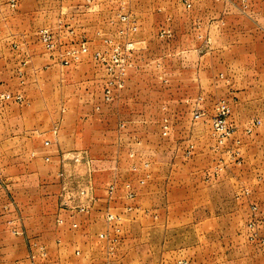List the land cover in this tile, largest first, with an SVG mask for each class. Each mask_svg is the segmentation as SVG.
I'll use <instances>...</instances> for the list:
<instances>
[{"label":"crops","instance_id":"obj_1","mask_svg":"<svg viewBox=\"0 0 264 264\" xmlns=\"http://www.w3.org/2000/svg\"><path fill=\"white\" fill-rule=\"evenodd\" d=\"M11 1L14 2V7H11ZM91 2L88 9L80 10V21L84 22L89 17L97 19L110 9L109 3L112 0ZM126 3L125 14L134 19L131 9L134 1L127 0ZM117 10L116 4L113 10L110 9L108 16L125 15L122 9ZM69 12H72L71 6L59 3V0H0V94H19L23 98L21 104L7 102L8 104L0 105V150L29 151L26 163L30 172L40 161L46 165L47 170L52 169L51 166L55 167L56 172L50 178L56 184V195V174L61 169L60 158L54 157L56 148L60 151L76 150L93 143L95 148L106 150L108 139L104 135L108 127L104 120H108V117L104 113L106 108L114 109L118 100L117 97L110 104H104L100 93L92 102L91 97L85 94L79 101L84 110L79 112L83 113L78 114L70 109L71 106L67 109L63 104L56 113L53 102L46 101L45 104L40 94L34 99L22 95L27 90L28 83L37 90L39 88L37 79L26 80L31 74L37 78V74L43 70L60 68L50 61L41 44L36 43L35 34L41 28L51 29L58 19L70 20V17H61L65 13L68 16ZM209 16L206 15V18H210ZM151 17L150 11L144 14L147 21ZM159 17L162 18V15ZM213 19L217 20L210 22L211 19H203L202 23L200 21L193 24L190 41L183 43L182 40V49L176 52L180 57L175 66V76L168 77L170 72L166 68L161 83L180 88L186 84L195 87L200 81V72H204L206 75L211 73L219 75V79L223 78L215 81L221 85L250 86L255 82L256 85H264V30L258 25L257 19L244 15H227L225 11ZM238 20L242 24H237L240 22ZM84 25L82 24L85 29ZM139 28L137 32L140 31ZM171 37L172 34L162 39L166 41ZM166 53L168 51L163 54ZM185 54L198 55V64L194 58L187 65L182 57ZM237 54L244 55L241 66L232 64L236 63L233 59H236ZM134 68L127 73L124 91L130 87L133 76L139 74L136 70H141V64H136ZM161 68L163 65L159 64V69ZM142 69L145 72L146 66H142ZM184 69H190L189 77L183 74ZM21 70L24 72L22 78L18 77ZM87 79L89 81L84 82L87 89L94 84L96 86L97 76ZM168 109V105L163 102L159 107L162 118L168 117ZM262 114L261 119L257 120L259 125L251 133H246V124L243 127L242 143L239 141L238 144L241 151L239 163L235 165L225 161L223 170L220 169L215 175L212 174L214 163L209 155L211 145L208 144L190 145L193 150L188 158L184 157V153L183 158L179 157L178 151L174 157L162 155L157 159H148L146 162L149 163L150 175L136 200L138 215L144 214H129L128 221H124L121 226V233L112 251L108 250L105 242L98 239L101 234L113 237L103 219L104 211L108 205L111 207L108 204L110 201L106 200V192H97L95 186L92 188L91 185V189L99 200L97 199L98 204L91 213L76 214L73 218L62 214L64 221L60 226L56 224L55 212L53 221L44 222L43 209L26 207L18 211L9 204L6 205L9 208L6 212L2 207L0 264H264V253L258 251L256 255L254 252L238 253L232 250L236 245L246 243L232 233L239 232L244 227L250 206L264 207V112ZM125 116L128 121L118 122L115 129L123 139L118 141L115 137V144L119 142L121 145L127 137L123 134L127 133L135 119L141 118L132 115L129 120L131 116ZM67 117L82 120L71 127L65 123ZM97 119L98 125L95 123ZM169 127L168 122L164 135ZM84 130L85 133L94 134L93 138L80 135V131ZM44 141H49L51 147L44 148ZM172 148L169 147L174 150ZM248 148H252L254 152H246ZM199 151H203L201 158ZM46 156L50 158L49 163L44 162ZM106 160V157L101 156L95 161L94 174L109 171L112 177L118 173V168L114 171L112 163ZM68 166L69 164L64 165V168L67 169ZM20 174L23 172L17 175ZM32 176L36 180L39 178L37 174ZM9 211L12 213L11 217L8 215ZM10 220H16L18 235L11 233L7 225ZM72 224H76L77 228L72 229ZM32 242L46 249L45 258L38 251L32 250L33 260H29L28 244ZM184 250L190 252V255L184 254ZM75 252L79 255H75Z\"/></svg>","mask_w":264,"mask_h":264},{"label":"rangeland","instance_id":"obj_2","mask_svg":"<svg viewBox=\"0 0 264 264\" xmlns=\"http://www.w3.org/2000/svg\"><path fill=\"white\" fill-rule=\"evenodd\" d=\"M83 1L82 3V0H59V3L71 6L72 12H69L68 16L65 13L61 17H70V20H65V22L75 32L74 36H67L64 34L65 32L60 33L59 43L69 45L74 41L82 40L87 44L88 55L83 57L78 64L68 69H60L62 68L60 66V68L50 67L49 70H43L40 74H37V78H35L36 75L31 74L26 80L37 79L39 88L37 90L35 87H31V83H28L27 90H24L22 95L34 99L35 96L40 94L45 104L46 101L53 102L56 113L61 110L62 104L67 109L71 106L70 109L72 111L75 110L78 114L83 113L79 112L84 111L82 109L83 106L79 102L81 97L88 94L93 102L95 96L98 97L103 90V73L96 66L93 56L95 53H106L108 51V48L103 44L104 40H110L117 45H123L126 40L132 41L135 48L132 58V69L134 66L136 67V64H141V70L140 68L136 70L139 74L133 76L131 85L126 91L122 89L116 93L114 99L118 97V103L116 101L115 108L112 110L111 107L105 109L104 115L108 117V120H104L108 127L104 135L108 139L106 150L95 148L93 143L76 150L62 149L60 151L56 148L55 158H61V155L65 156L74 152H85L92 161L89 166L80 165L75 167L69 164L67 168L69 174L75 175L77 178L79 175L82 183L85 181L86 176L89 175L90 186L92 185V188L95 186L97 192L102 190L106 192L107 188L113 184L115 186L114 199L110 203L107 201L111 205V207L109 205L108 207L113 212L121 213L124 207L131 206L134 209L132 214L143 216L142 214L144 213L139 215L137 213L139 207L136 204V200L139 191L145 186V183L140 185L139 182L142 180L144 182L147 181L148 175H150L149 163L146 162L148 159H157L162 155L174 157L178 151V156L183 158L185 148L198 143L199 145H211L209 155H211V161L214 163L212 174L215 175L220 169L223 170L225 161L237 165L241 158L238 144L239 141L242 143L243 127L246 124V131L250 129L252 132L258 126L253 124L258 119H261L260 116L263 115L264 85H256V82L250 86L239 84L232 86L221 85L215 82L219 79V75L213 74V76L211 73L206 75L204 72H200V81L195 87L189 84L183 85L181 88L175 85L165 86L161 83V79L165 77L166 68L171 74V76L168 74V77L175 76V66L178 63V57H180L176 52L182 49V40L183 43L190 41L193 24H197L200 21L202 23L203 19L204 21L207 19H211L210 22L212 20L215 21L217 19H213V17L222 15L223 11H225L227 15L254 17L257 19L258 25L264 30V0H132L134 1V6L131 9L133 10L134 19H131L136 22L137 30L140 27V31L124 37L118 34L122 26L115 21V17L120 14L108 16V13L117 4V11L122 9L125 14L127 0H112L109 3L111 5L109 6L110 9L95 20L89 17V19L84 21L85 23L79 20L80 10L88 9L91 4L88 6L85 3L86 0ZM148 11L153 17L147 21L144 18V14L148 13ZM160 15H162V18L159 17ZM206 15H210V18H206ZM165 16L166 18L164 19ZM240 23L242 24L241 21L237 22V24ZM55 24L56 22L50 27L52 30H55ZM82 24H86V26L84 25L85 29ZM162 32H169L172 37L165 41L160 36ZM37 42H39L38 38ZM168 48L170 50H167ZM165 51H168V53L163 54ZM47 57L49 58L48 55ZM182 57L187 65L193 62L194 60L192 59L194 58L195 63L198 64L199 62L198 55L185 54ZM233 60H236V63H232L233 65L241 66L244 61V55L237 54L236 59ZM159 64L163 65V68L159 69ZM142 66H146L145 72ZM189 73L190 69H184V75L189 77ZM92 76H97V80H95L97 84L87 89L84 82ZM18 77H24L23 70L18 73ZM192 92L195 93L192 95ZM194 99L195 101H193ZM162 101L169 107L166 115L168 117L165 116L166 118H162L159 112V107L163 104ZM220 102H223L229 110L226 120L228 126L232 129L231 135L222 145L217 144L210 129V121L215 115L216 105ZM3 104L8 103L0 105ZM195 111H200L204 116L201 120L193 123L192 115ZM117 113L121 115L118 116ZM126 114L131 116L129 120H131L132 115L141 116V118L135 119L127 133L123 134V136L127 135L125 141L121 145H119V142L115 144V137H117V140L119 139L118 141L123 139L121 135L116 133L115 129L118 122L128 121L126 120ZM78 120H82V118L67 117L65 123L72 127V125H77ZM252 120L253 122H248ZM98 121L97 119V122H95L97 125ZM168 122L170 124L169 131L164 135L163 131H167ZM92 124L90 127L94 130L95 128ZM191 132L194 134L191 135ZM80 135L92 138L94 136V134L85 133V130L80 131ZM130 135L131 137H128ZM170 146L174 150L169 149ZM81 149L86 150L79 151ZM259 151L262 150L259 148ZM28 152L26 150H0V169L2 173L0 180V210L2 211V207L9 204L18 211L26 207L43 209L42 220L51 222L53 221L54 212L56 218L58 205L54 188L55 183L50 178V176L53 178L56 168L51 166L52 169L47 170L46 165L40 161L33 170L31 169V173L26 163L28 162ZM246 152L252 153L254 151L252 148H248ZM198 154L199 158H201L203 151H199ZM101 156L106 157L108 163H112L114 171L118 168L116 175L110 177L109 171L94 174V163ZM194 156L195 154L192 157ZM109 167L111 168V165ZM233 170L236 169L233 168ZM20 172H23V174L17 175ZM33 174L39 175L37 176L39 178L37 180L34 179ZM126 185H130L134 194V198L131 201L125 198ZM97 199L99 200V198ZM256 206L264 209L262 206ZM11 214L8 213L10 217ZM127 215L124 216V221H128L127 219H129L130 215ZM247 216L246 223L250 213ZM259 221L258 235L263 237L264 219ZM232 234L235 237H240V241L245 240L246 242H243L240 246L236 245L232 249L233 251L236 250L238 253L246 251L252 254L253 252L256 254L258 251L264 253L263 248L247 241L249 233L245 230V225L239 232L234 231ZM184 254L189 256L190 252L188 253V251L184 250Z\"/></svg>","mask_w":264,"mask_h":264},{"label":"built area","instance_id":"obj_3","mask_svg":"<svg viewBox=\"0 0 264 264\" xmlns=\"http://www.w3.org/2000/svg\"><path fill=\"white\" fill-rule=\"evenodd\" d=\"M86 5H90L91 0L85 1ZM11 7H14V2L11 1ZM116 23L122 26V29L118 34L122 37L128 34H134L137 31L136 22L128 15H117L115 17ZM124 28V29H123ZM65 32V33H64ZM64 33L67 36H74V30L65 22V20L58 19L55 24V30L48 28H41L36 31V36L41 43L45 53L52 59L53 64H56L62 68H68L78 64L81 59L88 55L89 50L87 44L82 40H77L69 45H62L59 43V34ZM161 37H170L169 32H162ZM103 44L108 48L106 53H95L93 60L96 66L103 73V90L102 101L104 104H110L117 92L121 91L125 87V80L127 73L132 69V58L134 53V43L130 40H126L123 45L113 44L110 40H104ZM12 102L15 104H21L23 98L21 95H10L7 93L0 94V104ZM229 114L228 108L223 102L216 105L215 115L210 121V129L212 136L216 139L218 145H222L232 133V129L227 124V116ZM203 114L200 111H195L192 115L193 123L201 120ZM254 126L259 125L258 121H255ZM166 129V128H165ZM250 129L246 133H250ZM44 148L51 147L49 141L43 142ZM192 146H188L184 152V157H190L192 153ZM34 156V154H32ZM61 169L56 174V180L58 185L57 194V217L56 224L60 226L63 223L62 214L68 215L73 218L76 214L87 215L91 213L97 203V198L93 195V191L89 182V175L86 176L85 181L82 183L79 175L78 178L75 175L69 174L68 170L64 168V165H73L78 167L80 165L89 166L91 160L88 158L85 152H74L68 155H61ZM50 158L44 157V162L49 163ZM1 180V169H0ZM140 185L144 184V181L139 182ZM125 198L131 201L134 198L133 191L130 185H126ZM115 186L112 184L106 190V200L112 201L114 199ZM8 207H3V210L8 211ZM250 217L245 224V230L249 233L247 241L250 244H254L263 248L264 250V236L258 235L260 219H264V209H260L256 205H251L249 208ZM134 209L131 206L124 207L123 212L115 213L110 208H106L103 213V219L107 227L110 229L111 234H101L98 236L100 241L105 242L108 245V250L112 251L113 246L117 244V237L121 233V226L124 221V216L132 214ZM10 213V211L8 212ZM16 220L7 221V225L10 227L11 233L18 235V229L15 228ZM72 229H76L77 225L72 224ZM59 243V242H57ZM32 250L39 252L42 258L46 257V249L38 243H29L28 258L33 260ZM75 255H79L75 252ZM20 264V263H16ZM180 264H189L183 262Z\"/></svg>","mask_w":264,"mask_h":264}]
</instances>
